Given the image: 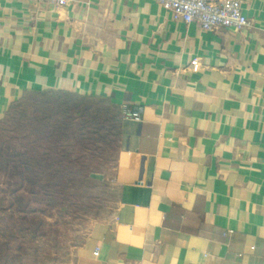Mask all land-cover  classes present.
Masks as SVG:
<instances>
[{"label":"crops","instance_id":"crops-1","mask_svg":"<svg viewBox=\"0 0 264 264\" xmlns=\"http://www.w3.org/2000/svg\"><path fill=\"white\" fill-rule=\"evenodd\" d=\"M241 1L250 26L207 31L153 0H0V118L37 90L143 108L116 212L63 264H264V0Z\"/></svg>","mask_w":264,"mask_h":264},{"label":"rangeland","instance_id":"rangeland-1","mask_svg":"<svg viewBox=\"0 0 264 264\" xmlns=\"http://www.w3.org/2000/svg\"><path fill=\"white\" fill-rule=\"evenodd\" d=\"M122 116L111 101L30 91L0 118V264H63L114 215Z\"/></svg>","mask_w":264,"mask_h":264},{"label":"built area","instance_id":"built-area-1","mask_svg":"<svg viewBox=\"0 0 264 264\" xmlns=\"http://www.w3.org/2000/svg\"><path fill=\"white\" fill-rule=\"evenodd\" d=\"M57 7L66 6L69 0H39ZM168 8L175 21L197 24L207 31L221 28L242 30L251 25L244 13L241 0H153ZM123 119L141 121L142 107H132L125 103L121 106ZM98 253V251H97Z\"/></svg>","mask_w":264,"mask_h":264},{"label":"trees","instance_id":"trees-1","mask_svg":"<svg viewBox=\"0 0 264 264\" xmlns=\"http://www.w3.org/2000/svg\"><path fill=\"white\" fill-rule=\"evenodd\" d=\"M50 91V90H49Z\"/></svg>","mask_w":264,"mask_h":264}]
</instances>
